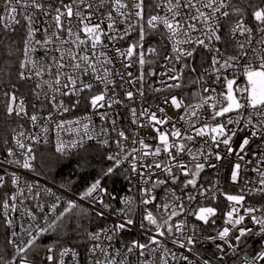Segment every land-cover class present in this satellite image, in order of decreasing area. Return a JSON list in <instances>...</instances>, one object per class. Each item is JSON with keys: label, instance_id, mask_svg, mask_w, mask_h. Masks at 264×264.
Masks as SVG:
<instances>
[{"label": "snow or ice", "instance_id": "6c2138e0", "mask_svg": "<svg viewBox=\"0 0 264 264\" xmlns=\"http://www.w3.org/2000/svg\"><path fill=\"white\" fill-rule=\"evenodd\" d=\"M0 156V264H264V0H0Z\"/></svg>", "mask_w": 264, "mask_h": 264}, {"label": "trees", "instance_id": "16d2710c", "mask_svg": "<svg viewBox=\"0 0 264 264\" xmlns=\"http://www.w3.org/2000/svg\"><path fill=\"white\" fill-rule=\"evenodd\" d=\"M52 147H46L44 155L51 159V166L49 168L40 169L44 176L55 182L60 183L64 180L71 179L73 188L79 192L83 189L86 183L90 182L91 178L99 170V168L106 162L102 161L96 154L94 149H89L87 152L80 150L78 155H73L67 159H62L56 163L55 156L52 155ZM80 156L85 157V160H80V166H77V160ZM110 190L120 193L127 187V180L121 175H117L107 181ZM95 227V225H93Z\"/></svg>", "mask_w": 264, "mask_h": 264}, {"label": "built area", "instance_id": "2783aa9c", "mask_svg": "<svg viewBox=\"0 0 264 264\" xmlns=\"http://www.w3.org/2000/svg\"><path fill=\"white\" fill-rule=\"evenodd\" d=\"M68 138H69L68 136H66V135L64 136V139H68ZM89 143H94V142H89ZM47 147H52L53 148V145H49ZM0 158H2V156H0ZM222 163H226V162H222ZM252 175H254V174H252ZM27 178L30 179V180L31 179L39 180L41 182V184H44L45 182H47L48 184H51L52 181H53V180L49 179L48 177H46L44 175H41V176H33L32 173H27ZM207 178L215 179L216 178L215 173L209 171ZM129 187H130V185H129L128 181H127V187H126V189L123 190L120 193H117V194H119V195L131 194V193H128V188ZM218 223H220V221H218ZM134 236H135V233H131V234H128V236L126 238H134ZM257 239H259V238L258 237H256V238H248L249 248L246 249L247 251L251 252V250H252L251 246L254 244V241L257 240ZM255 246L258 247V245H255ZM205 247L208 248L209 251L212 250V246H210V245H206ZM241 255H243V253H241ZM228 264H233V261L229 260L228 261Z\"/></svg>", "mask_w": 264, "mask_h": 264}]
</instances>
